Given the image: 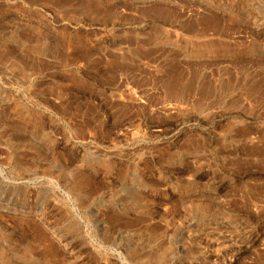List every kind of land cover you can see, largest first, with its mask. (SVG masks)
<instances>
[{
  "label": "rangeland",
  "instance_id": "374dc122",
  "mask_svg": "<svg viewBox=\"0 0 264 264\" xmlns=\"http://www.w3.org/2000/svg\"><path fill=\"white\" fill-rule=\"evenodd\" d=\"M0 264H264V0H0Z\"/></svg>",
  "mask_w": 264,
  "mask_h": 264
}]
</instances>
